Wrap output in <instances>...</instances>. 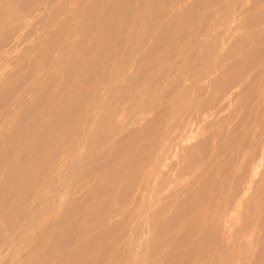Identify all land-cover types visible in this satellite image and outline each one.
Here are the masks:
<instances>
[{
  "label": "rangeland",
  "instance_id": "374dc122",
  "mask_svg": "<svg viewBox=\"0 0 264 264\" xmlns=\"http://www.w3.org/2000/svg\"><path fill=\"white\" fill-rule=\"evenodd\" d=\"M82 2L0 0V264H264V0Z\"/></svg>",
  "mask_w": 264,
  "mask_h": 264
},
{
  "label": "bare ground",
  "instance_id": "6f19581e",
  "mask_svg": "<svg viewBox=\"0 0 264 264\" xmlns=\"http://www.w3.org/2000/svg\"><path fill=\"white\" fill-rule=\"evenodd\" d=\"M234 1H235V0H234ZM83 2H84V0H83ZM83 2H82V3H83ZM213 2H214V1H213ZM83 4H84V3H83ZM200 4H201V3H200ZM80 5H81V4H80ZM79 7H80V6H79ZM81 8H82V5H81ZM29 9H30V7H29ZM26 10H27V9H25V11H26ZM76 17H77V16H76ZM1 18H2V17H1ZM77 18H78V17H77ZM75 21H76V20H75ZM75 21H74V22H75ZM12 24H13V23H12ZM76 24H77V22H76ZM74 26H75V25H74ZM74 26H73V29H74ZM210 26H211V25H210ZM210 26H209V27H210ZM211 27H212V26H211ZM211 27H210V28H211ZM243 27H244V26H243ZM72 31H73V30H72ZM72 31H71V32H72ZM210 31H211V29H210ZM166 35H167V34H166ZM169 35H170V34H169ZM182 35H183V34H182ZM69 36H70V35H69ZM207 36H208V35H207ZM67 39H68V38H67ZM74 40H75V39H74ZM206 42H207V41H206ZM204 45H205V42H204ZM1 49H2V48H1ZM57 52H58V51H57ZM120 55H121V54H120ZM56 56H57V55H56ZM117 56H118V55H117ZM55 58H56V57H55ZM106 59H107V58H106ZM106 59H105V60H106ZM53 61H54V60H53ZM52 66H53V65H52ZM9 68H10V67H9ZM98 69H99V68H98ZM98 73H99V72H98ZM51 76H52V75H51ZM46 80H47V79H46ZM46 80H45V82H46ZM45 82H44V83H45ZM75 82H76V81H75ZM75 82H74V83H75ZM221 86H222V85H221ZM71 89H72V88H71ZM220 90H222V89H220ZM33 92H34V91H33ZM5 93H6V92H5ZM5 93H4V95H5ZM8 95H9V94H8ZM30 95H31V94H30ZM217 95H218V93H217ZM5 96H6V95H5ZM29 97H30V96H29ZM10 98H11V97H10ZM7 100H8V99H7ZM26 100H27V99H26ZM25 103H26V102H25ZM29 104H30V103H29ZM37 104H38V103H37ZM42 104H43V103H42ZM22 105H23V104H22ZM43 105H45V104H43ZM9 113H10V112H9ZM53 121H54V120H53ZM9 126H10V125H9ZM7 131H8V130H7ZM164 133H165V132H164ZM119 134H120V133H119ZM162 136H163V135H162ZM79 154H80V153H79ZM84 154H85V153H84ZM126 155H127V154H126ZM75 156H76V155H75ZM78 157H79V155H78ZM76 158H77V157H76ZM121 158H122V157H121ZM75 161H76V160H75ZM122 161H123V160H122ZM77 163H78V162H77ZM86 164H87V163H86ZM125 164H126V163H125ZM81 165H82V164H81ZM73 166H74V165H73ZM73 166H71L70 168H72ZM75 166H76V165H75ZM71 170H72V169H71ZM68 171H70V170H68ZM73 171H74V170H73ZM72 173H73V172H72ZM155 173H156V172H155ZM94 174H95V173H94ZM94 174H93V175H94ZM67 175H69V172H68ZM72 175H73V174H71V176H72ZM69 178H70V176H69ZM147 178H148V177H147ZM66 180H68V179H66ZM150 181H151V180H150ZM89 182H90V181H89ZM64 183H65V182H64ZM64 183H63V184H64ZM62 186H63V185H62ZM62 186H61V187H62ZM143 187H144V186H143ZM56 189H57V188H56ZM56 191H57V190H56ZM58 191H59V190H58ZM52 192H53V191H52ZM54 194H55V193H54ZM83 194H84V193H83ZM147 194H148V193H147ZM49 197H50V196H49ZM44 198H45V197H44ZM42 199H43V198H42ZM42 199H41V200H42ZM86 199H87V198H86ZM39 202H40V201H39ZM38 204H39V203H38ZM35 206H36V205H35ZM37 206H38V205H37ZM33 207H34V206H33ZM143 210H144V209H143ZM143 212H145V211H142V213H143ZM146 212H147V209H146ZM146 212H145V213H146ZM29 213H31V211H30ZM145 213H143L142 216L145 215ZM21 228H22V227H21ZM21 228H20V230H21ZM74 230H75V229H74ZM129 230H130V229H129ZM14 231H15V230H14ZM81 232H82V230H81ZM17 233H18V232H17ZM18 235H19V234H18ZM20 236H21V235H20ZM13 237H14V236H13ZM16 238H17V237H16ZM61 244H62V243H61ZM132 244H133V243H132ZM15 245H16V244H15ZM133 246H134V244H133ZM133 246H131V247H133ZM55 252H56V251H55ZM49 261H50V260H49ZM91 262H92V261H91ZM46 263H47V262H46ZM63 263H64V262H63ZM132 263H133V262H132ZM132 263H131V264H132Z\"/></svg>",
  "mask_w": 264,
  "mask_h": 264
}]
</instances>
